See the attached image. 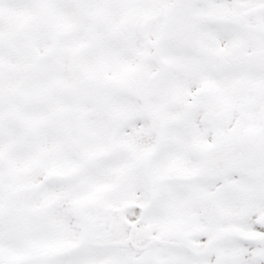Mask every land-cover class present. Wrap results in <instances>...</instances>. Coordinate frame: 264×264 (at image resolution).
<instances>
[{"label": "snow or ice", "instance_id": "snow-or-ice-1", "mask_svg": "<svg viewBox=\"0 0 264 264\" xmlns=\"http://www.w3.org/2000/svg\"><path fill=\"white\" fill-rule=\"evenodd\" d=\"M0 264H264V0H0Z\"/></svg>", "mask_w": 264, "mask_h": 264}]
</instances>
